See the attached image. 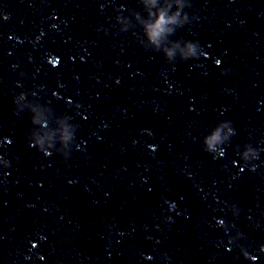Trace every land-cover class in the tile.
Returning a JSON list of instances; mask_svg holds the SVG:
<instances>
[{
  "label": "water",
  "instance_id": "95a60500",
  "mask_svg": "<svg viewBox=\"0 0 264 264\" xmlns=\"http://www.w3.org/2000/svg\"><path fill=\"white\" fill-rule=\"evenodd\" d=\"M0 264H264V0H0Z\"/></svg>",
  "mask_w": 264,
  "mask_h": 264
},
{
  "label": "clouds",
  "instance_id": "9594fccd",
  "mask_svg": "<svg viewBox=\"0 0 264 264\" xmlns=\"http://www.w3.org/2000/svg\"><path fill=\"white\" fill-rule=\"evenodd\" d=\"M151 3L154 5L155 0H151ZM177 7L182 8L183 5L178 3ZM178 17H179V12H177L175 15H172V16H168L166 15V13L161 12L158 14L155 22L148 24L146 26L145 31H146L148 40L156 49H159L161 38L165 34H169V35L173 34L174 28L170 26L175 25L178 28H182L184 25L188 23V16L186 13H185L183 20L178 19ZM198 50H199V46L197 43L185 41V48L184 50H182L179 60L187 61L190 59L192 60L198 59L199 58ZM173 56H174V50L172 49L164 50V58L167 62L171 61ZM33 123H36L35 119H33ZM227 123L229 122L220 124L210 136L204 137L202 141V146H203V149L209 154H215L216 145L218 143H221V135H220L221 130L223 127L226 126ZM232 132H233V129H232ZM68 140H69L68 135L63 136L61 140V144L64 145L65 148L67 146ZM44 144H45V141L41 138H36L34 141H29V145L31 147L35 148L39 153L43 154V156L47 158V157H50L53 153L50 151H46ZM48 147L51 148V145L49 144ZM56 153L62 156L64 159H67L70 155V153H68L67 151H57Z\"/></svg>",
  "mask_w": 264,
  "mask_h": 264
}]
</instances>
